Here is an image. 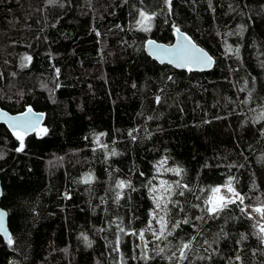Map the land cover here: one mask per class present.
I'll use <instances>...</instances> for the list:
<instances>
[{
  "label": "trees",
  "instance_id": "16d2710c",
  "mask_svg": "<svg viewBox=\"0 0 264 264\" xmlns=\"http://www.w3.org/2000/svg\"><path fill=\"white\" fill-rule=\"evenodd\" d=\"M176 27L215 58L212 70L146 53L149 38L172 43ZM29 106L47 132L25 136L23 151L0 123L13 241L0 235V264H177L168 257L193 236L180 264H264L256 220L240 211L264 204V0H0V107ZM161 175L191 190L173 197L185 211L172 215L192 222L168 241L120 232L147 227L149 181ZM229 176L244 203L208 218L196 197ZM119 180L132 188L117 202Z\"/></svg>",
  "mask_w": 264,
  "mask_h": 264
},
{
  "label": "snow or ice",
  "instance_id": "6c2138e0",
  "mask_svg": "<svg viewBox=\"0 0 264 264\" xmlns=\"http://www.w3.org/2000/svg\"><path fill=\"white\" fill-rule=\"evenodd\" d=\"M52 2V0H50ZM165 3L168 5L169 9H171L172 0H165ZM140 16L142 19L137 21L138 24L141 25L144 31L150 30L149 27L145 26V21L151 19L150 16L146 15L144 12H140ZM179 32V28L175 29ZM150 47L154 46V52L158 53L157 58L161 59L163 63L165 59H167L168 63H174L177 67L187 68L188 71L193 70V66H204L210 67L213 63V58L205 52L202 48L197 47L191 40L190 37H185V42L182 44L173 45L171 47H163L160 45H156L155 41H148ZM231 50V49H230ZM171 79V77H169ZM135 86V85H134ZM157 103L160 102V97H156ZM7 117V114L0 113ZM43 114L33 113V109L29 106L27 110L20 114L19 116H11L7 117L9 122V127L12 129L13 134L16 139L19 141V146L16 151L20 152L24 150V137L27 135L29 131H36L40 126V119ZM261 118H264L262 116ZM41 132H47V129L39 128ZM103 135V134H101ZM131 136L132 133L130 132ZM135 139V137H132ZM99 140V137H97ZM116 151L113 149L111 155H117ZM159 171V168H157ZM166 171L173 172L175 175L179 176L182 174V169L179 167L176 168H168ZM143 175V173H141ZM93 179V176L90 174H86L83 182L90 183ZM132 188L131 182L119 180L116 182V188L120 191L116 192V201L118 202L122 198V190L124 188ZM224 188L228 195L222 196L220 195L221 188ZM180 189V191H176ZM135 190V189H133ZM185 190H189L188 186L181 185L180 181H160V186L157 187L153 185L151 181H149V192L152 196L154 208L150 211L149 216L150 219L148 221L147 227L143 230H140L138 233L133 231L126 232L125 228L121 227L119 224L117 227L120 232L125 234L137 235L140 240H144V233L151 232L152 236L157 241H168V237L172 236L176 229L180 228L183 224H190L191 219L185 215L183 219H175L172 215V209H178L179 212H184L185 208L181 204L179 199H174L175 196H184ZM203 192V189L201 190ZM209 191L212 195L207 197L197 196L196 199H203V209L202 213L207 214L208 218H216L225 208L229 205L237 204V206L242 205L244 203L245 197L240 195L239 192L235 190L233 187V177L229 176L225 181L223 186H215L210 187ZM70 198V196L68 197ZM238 202V203H237ZM171 205V207H169ZM193 207L199 208L200 205L196 204ZM251 209V212L248 211ZM242 213H245L248 216V219L256 220V224L254 227L259 228V232L256 233L261 240V243H264V204L257 205L253 207L252 205H247L245 207L240 208ZM252 212L259 214V219L252 216ZM6 214L3 211H0V230H3V218ZM195 220L203 221L205 219L204 215L195 216ZM83 235V234H82ZM199 235V233H198ZM84 239L87 241L88 238L84 236ZM196 237L193 236L187 241H183L177 246V250L172 253L171 256L168 257L169 260L176 259L177 264L180 262L188 260L189 252L193 251V243ZM8 243L12 244L13 241L11 237H8ZM89 246L91 242L88 241ZM205 244L209 242L207 240L204 241ZM167 246V245H166ZM211 245H209L210 247ZM139 247V245H137ZM145 248H147V242H145ZM164 248H159V252H163ZM178 253V255H177ZM159 254V253H158ZM210 259V257H208ZM198 259H205V257H198ZM237 260L240 259L239 256L236 257Z\"/></svg>",
  "mask_w": 264,
  "mask_h": 264
},
{
  "label": "water",
  "instance_id": "95a60500",
  "mask_svg": "<svg viewBox=\"0 0 264 264\" xmlns=\"http://www.w3.org/2000/svg\"><path fill=\"white\" fill-rule=\"evenodd\" d=\"M177 28V27H176ZM175 28V29H176ZM180 31L177 32L175 30V39L172 43H166V42H162V41H158L154 38H149L146 43H145V51L146 53L152 57L153 59H155L158 63L160 64H168L170 66H172L173 68L175 69H178V70H187V68H181V67H177L174 63H168L167 62V59L164 60V62L162 63L161 62V59H158L157 58V55L158 53H155L154 52V46L150 47L149 44H148V41H155V44L156 45H160V46H163V47H171L173 45H177V44H182L185 42V37H190L185 31H182L181 29H179ZM191 38V37H190ZM192 42L199 48H202L205 52H207L212 58H213V63L210 67H204V66H193V70L192 71H209V70H212L214 65H215V58L205 49L203 48L202 46H200L198 43H196L192 38H191ZM33 109V108H32ZM27 110V109H26ZM26 110L24 111H21V112H17V113H12L2 107H0V113H5L7 114V117H11V116H19L20 114L24 113ZM33 113H36V114H43L41 119H40V126L39 128H41L43 125H44V121H45V113L42 112V111H37V110H34L33 109ZM7 117L3 116V115H0V123H5L7 125V127L12 131V129L9 127V122L7 120ZM38 128V129H39ZM37 129V130H38ZM36 130V131H37ZM36 131H29L27 133V135H30L32 133H35ZM25 135V136H27ZM4 195V188H3V184H2V179H1V176H0V211H3L6 215L4 216L3 218V230H0V235L4 238V240L6 242H8V237L10 236L11 237V230H10V227H9V215H8V211L3 208L1 206V201H2V197Z\"/></svg>",
  "mask_w": 264,
  "mask_h": 264
},
{
  "label": "rangeland",
  "instance_id": "374dc122",
  "mask_svg": "<svg viewBox=\"0 0 264 264\" xmlns=\"http://www.w3.org/2000/svg\"><path fill=\"white\" fill-rule=\"evenodd\" d=\"M41 128H44V129H45V126H42ZM38 132H41V131L38 129V130L36 131V133H38ZM163 164H164V163H163ZM163 164L160 165L161 167H159V169H161V170L163 169ZM164 167H165V166H164ZM165 169H168V168L165 167ZM161 172H162V174H163V173L166 172V171H165V170H162ZM158 180H159V183L154 184V185H156L157 187L160 186V181H161V180L166 181L165 178H164L162 175L158 177Z\"/></svg>",
  "mask_w": 264,
  "mask_h": 264
},
{
  "label": "bare ground",
  "instance_id": "6f19581e",
  "mask_svg": "<svg viewBox=\"0 0 264 264\" xmlns=\"http://www.w3.org/2000/svg\"><path fill=\"white\" fill-rule=\"evenodd\" d=\"M220 195H222V196H226V195H228V194H227V192H226V190H225L224 188H221ZM253 207H255V206H253ZM248 210L251 212V209H248ZM252 215H258V214L255 213V212H252Z\"/></svg>",
  "mask_w": 264,
  "mask_h": 264
}]
</instances>
